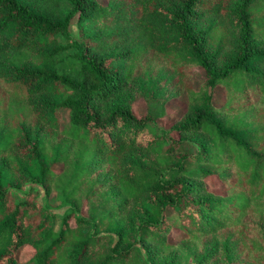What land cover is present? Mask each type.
<instances>
[{"label":"trees","instance_id":"16d2710c","mask_svg":"<svg viewBox=\"0 0 264 264\" xmlns=\"http://www.w3.org/2000/svg\"><path fill=\"white\" fill-rule=\"evenodd\" d=\"M0 83V264H264V0H0Z\"/></svg>","mask_w":264,"mask_h":264},{"label":"rangeland","instance_id":"374dc122","mask_svg":"<svg viewBox=\"0 0 264 264\" xmlns=\"http://www.w3.org/2000/svg\"><path fill=\"white\" fill-rule=\"evenodd\" d=\"M100 1L105 2L106 0H100ZM73 29L75 30V27ZM16 55L19 61H22L28 56L26 52H19ZM192 76H193L195 88H198L199 85L205 79V74H204L203 69L198 66H194L192 68ZM173 80L174 78L170 77V79L167 80L166 82L167 84H169V88H171L170 92H172L175 88L173 87ZM1 84L2 83H0V118L7 119L8 128L4 127V125H1L0 128L5 131L6 129L9 130L13 126L14 117H13L12 112L9 111V108L7 106V100H8L7 90ZM222 101H223V93L221 89H218L215 94L214 103L215 105H220ZM151 104L152 103H150V101H147L143 97L138 98L137 101L133 104V111L135 112L137 116H143L149 110H151L149 108ZM184 110H185V104L176 98H172V99L165 101V104L163 105V114L159 115L156 120L157 128L169 129L171 124L176 119H178V117L184 112ZM55 142H58V139H56ZM56 168L58 169V167ZM207 185L212 191L216 193H220V194L223 193V187L215 179L207 180ZM24 187L30 190L29 194L32 197V199L36 200L38 198L41 200V198H39V192L38 190H36V185H33L30 187L29 185L25 184ZM52 204L54 205L55 202L52 201ZM179 252L185 253L184 248L180 247ZM32 253H33V250L29 246H25L21 249L19 253V258L21 261H25L32 255Z\"/></svg>","mask_w":264,"mask_h":264}]
</instances>
